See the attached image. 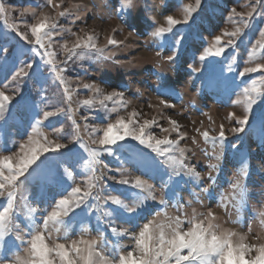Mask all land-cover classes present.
Returning <instances> with one entry per match:
<instances>
[{
    "label": "rangeland",
    "instance_id": "374dc122",
    "mask_svg": "<svg viewBox=\"0 0 264 264\" xmlns=\"http://www.w3.org/2000/svg\"><path fill=\"white\" fill-rule=\"evenodd\" d=\"M250 3L256 12L249 26L243 28L235 45H228L232 38L225 33L242 27L240 17L229 19L232 9L247 14ZM0 4L4 6L0 13V91L13 98L5 118L0 120V158L14 155L10 163L15 166L33 147L49 142L66 145L41 153L36 164L30 166V174L26 173L27 179L20 177L16 182L8 234L0 238V264H23L29 259L27 242L34 234V224L42 225L55 209L56 201L70 196L75 186L82 192L90 190L96 199L90 197L74 214L64 217L65 224L59 232L52 229L46 233V242L49 246H70L72 240L99 241L103 233L105 239L97 248V264L129 252L137 257L133 235H138L139 228L149 220L166 225L169 218L179 216L187 231L190 219H204L209 211L214 213V223L220 230L237 233V239L246 236L248 243H264V99H257L253 105L243 132L233 133L231 129L238 125L229 118L230 113L244 114V88L251 89L253 80L255 88L264 91V71L240 76L244 67L264 64V46L256 43L264 30V6L255 5V0H200L199 5L197 0H132L130 7L125 6V0H54V4L48 0H0ZM188 5L195 11L187 23L173 26V32L163 37L152 35L157 28L168 27L169 15L184 21ZM60 12L66 14L61 16ZM45 16L57 26L44 40L55 53L58 68L63 69V83L44 49L34 44L31 33V25ZM87 35L95 37L103 54L98 56L82 48L67 60L63 45L68 43L71 47L77 36L86 39ZM217 35L224 46L220 55H215ZM108 38L122 43L110 45ZM177 39H181L178 46ZM209 48L212 52L207 51ZM169 56L174 59L169 60ZM23 63H32L34 68L32 73L29 70V78L19 82L17 91L11 74ZM85 83L97 86L101 92L84 89ZM65 88L71 91V99ZM111 92H122L124 96L105 101L106 108L101 106L99 100ZM86 99H93L94 105H85ZM133 110L139 113L135 118L130 116ZM43 111L57 114L45 120ZM118 116L139 123L154 119L156 122L145 130L146 135L179 140V147L185 149L183 156L175 148L168 155H158L128 137L111 146L110 154L100 152L92 158L77 142L73 120L79 125L81 140L90 148H98L90 144V127L103 128ZM38 120L40 125L36 124ZM171 120L177 121L179 131L173 130ZM221 125L228 140L224 157L218 162L219 170H213L211 165L217 163L213 147L202 133L218 136ZM32 127H37L36 133ZM165 128L169 131H163ZM29 135L38 144H30ZM21 144L28 145L24 152ZM169 155L183 159L200 176L183 171L173 175L177 166ZM245 165L248 176L242 177ZM136 177L153 186L155 200L149 197L133 212L104 203L109 193L130 205L148 196V191L141 193L140 189L117 183L128 179L131 184ZM241 178L244 191L234 196L238 190L231 185ZM161 198L166 205L160 204ZM89 204L98 206L100 211ZM7 206V196L0 197V212ZM110 208L111 217L106 215ZM113 227L116 234L111 231ZM55 259L59 264V258Z\"/></svg>",
    "mask_w": 264,
    "mask_h": 264
},
{
    "label": "snow or ice",
    "instance_id": "6c2138e0",
    "mask_svg": "<svg viewBox=\"0 0 264 264\" xmlns=\"http://www.w3.org/2000/svg\"><path fill=\"white\" fill-rule=\"evenodd\" d=\"M132 0H125V6L130 7ZM49 4H54V0H48ZM200 0H197V5H199ZM255 5H262V0H255ZM251 11L247 14L242 12H237L235 8L232 9L233 17H240V23L242 27L236 28L234 31L226 32L225 35L231 37L228 41V45H235V39L240 37L243 32L244 27H248L253 14L256 12V7L251 3L249 5ZM4 10V6L0 4V13ZM195 11L192 5H188L186 8V15L184 21L174 19L173 16H167L168 27L157 28L152 35L154 37L160 38L165 36L167 33L173 32V26L187 23L190 19V14ZM65 12H60L59 15H65ZM23 15V13H21ZM55 23H49V17L45 16L40 19L37 23L31 25V33L35 37L34 44L39 45L44 49L46 56L48 57V62L52 64L53 70L56 75L60 77L63 83V77L60 73L63 69L58 68L55 62V53L49 50V45L46 44L44 37H51L52 31L56 30ZM49 29V31L42 32L43 29ZM75 35V34H74ZM261 40H257V45L264 46V30L260 31ZM24 39L27 40V36L24 35ZM221 36L217 35L215 37V55H220L224 52V46L221 44ZM31 44L33 41L28 40ZM110 45H119L122 42L115 38H108L107 41ZM181 44V39L176 40V45ZM67 60H70L72 56L77 54V49L86 48L89 52H94L95 54L102 55L103 48L97 47L95 43V37L93 35H87L86 39L77 36L76 41L69 47L68 43L63 45ZM212 52V48L207 50ZM253 52L256 51L255 48L252 49ZM4 54H7V49H4ZM169 60H173L174 57L169 56ZM204 57H201L203 60ZM67 60L64 61L67 64ZM32 63H23L11 74V80L17 83V91L19 90V82L25 77H30L29 70L31 73L33 71ZM231 70V69H229ZM264 71V64H259L256 67H244L243 71L240 72V76H244L246 73H255ZM261 81H264V76H261ZM253 87L251 89L244 88L245 96L247 97L244 104V114L237 116L235 113H230L229 118L236 121L237 127H233L231 131L233 133H241L245 130V126L248 124V114L252 112L253 105L257 103V99H264V91H259L255 88L256 81H252ZM7 87V85H5ZM84 89L93 90L95 92H101V90L93 85L85 83L82 85ZM65 92L68 93V98L71 99V91L65 88ZM253 93L255 95H253ZM124 94L122 92H111L107 95H103V98L99 100V104L103 107H107L105 101H112L114 98H122ZM12 97L5 94L4 91H0V120L5 118V112L7 110L8 104L11 103ZM85 105L92 106L95 101L93 99H86L83 101ZM161 103L166 104V101H161ZM123 106V105H122ZM58 112H63V109H58ZM57 113L52 111H43L42 115L45 120L53 117ZM139 115L135 110L130 114L131 117L135 118ZM87 119V117H85ZM156 121L144 119L142 123H139L135 119L126 120L123 116H118L115 122H109L103 128L90 127L89 137L90 144L97 145L98 148H90L88 143L81 140L78 135L79 125L73 120V125L77 130L76 140L80 143L81 147L85 148L92 158H96L100 152L111 153L112 147L120 141H124L126 138L131 137L132 139L138 141L143 145H147L158 155L164 156L168 155L169 152L175 148L179 151L181 157L183 156L185 149L179 147V140L156 139L151 135H146V129L154 124ZM41 121H37L36 124L40 125ZM171 125L173 130L179 131V125L177 121L171 120ZM136 125V126H130ZM87 127V125H86ZM163 131L168 132L169 129L165 128ZM32 132H37V127H32ZM95 133H102V135H94ZM181 138L183 134L181 133ZM204 140L206 142H211L213 147V156L217 163L211 165V169L219 170V161L224 157V147L225 142L228 140L224 126L221 125L219 129L218 136H210L208 131L202 133ZM30 144H38V142L33 140V137L29 135ZM162 145L166 147H161ZM28 145L21 144V152ZM66 145L57 142H49L47 145H38V147H33L30 149V154L25 153V155L20 157L18 165H13L10 161L15 159L14 155H6L0 158V197L7 196L8 206L4 208L3 212H0V238H3L8 234L7 223L11 218V209L13 207V200L15 199L16 192V182L20 177H25L27 179L26 173H29L30 166L36 164L39 155L50 150L56 151L65 148ZM219 148V151L216 149ZM169 160L173 162L174 167L173 175H179L180 172H185L186 174H193L196 177L200 176L199 172H196L193 168L185 164L183 159L176 158L169 155ZM33 170V169H32ZM242 177L248 176V171L245 167L241 169ZM213 182H215L213 180ZM118 184L130 185L135 189H140L143 191H148V196H144L143 200L137 201L130 204L125 203L118 195H112L109 193L104 197V203L106 205H117L124 207L127 211L133 212L137 208L141 207L143 203L150 197L155 200L156 197L153 194L154 188L152 185L148 184L147 181L142 180L140 177H136L134 182L130 184L128 179H120ZM93 185H89L91 189ZM232 189L238 190L233 193L234 196L237 194H242L244 191L242 178L237 179L235 183L231 185ZM205 192L208 188L204 189ZM92 197V192L84 191L82 192L79 186L71 188V195L64 196L55 203V209L51 211L46 218L43 219L42 225L34 224V234L31 239L27 242L29 247L27 248L29 259L25 260L23 264H56V257L59 258V264H97V260L100 257V252L97 248L103 243L105 237L101 233L100 240H84L79 241L72 240L71 245L68 246L64 243H55L52 246L46 242V233L55 229L59 232L60 226L65 224L64 217L69 216V213H75V209L81 207L85 204L88 199ZM96 199V197H92ZM161 205H166L167 202L161 198ZM91 208L96 207L97 211L100 208L95 205L89 204ZM109 217L113 215L110 211L106 213ZM102 217H98L101 219ZM216 217L214 213L209 211L204 219H198L193 217L188 221L191 227L184 231L182 228L183 221L179 216L174 218H169V222L165 224L158 223L154 220H149L144 223L142 227L139 228L138 235L134 234L133 239L136 242V246L139 252L137 257H133L131 252L127 254L114 255L111 262L104 261V264H264V243L252 244L247 242V237L240 235L237 237V233L232 231H222L219 229L218 225L214 223ZM111 231L116 234L117 229L112 228ZM17 239H23L21 236H17ZM122 251V250H121ZM186 251V254H185ZM256 253V255H253ZM247 257V259H246Z\"/></svg>",
    "mask_w": 264,
    "mask_h": 264
},
{
    "label": "trees",
    "instance_id": "16d2710c",
    "mask_svg": "<svg viewBox=\"0 0 264 264\" xmlns=\"http://www.w3.org/2000/svg\"><path fill=\"white\" fill-rule=\"evenodd\" d=\"M25 87H26V81H25ZM27 88V87H26Z\"/></svg>",
    "mask_w": 264,
    "mask_h": 264
}]
</instances>
